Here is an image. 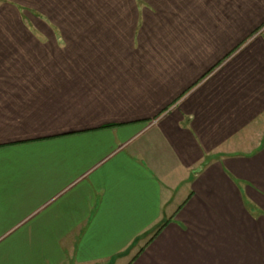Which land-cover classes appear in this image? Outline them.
Masks as SVG:
<instances>
[{
    "label": "crops",
    "instance_id": "crops-1",
    "mask_svg": "<svg viewBox=\"0 0 264 264\" xmlns=\"http://www.w3.org/2000/svg\"><path fill=\"white\" fill-rule=\"evenodd\" d=\"M0 264H264V0H0Z\"/></svg>",
    "mask_w": 264,
    "mask_h": 264
}]
</instances>
